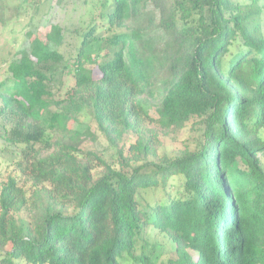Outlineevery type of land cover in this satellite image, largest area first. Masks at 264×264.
<instances>
[{"label":"trees","instance_id":"1","mask_svg":"<svg viewBox=\"0 0 264 264\" xmlns=\"http://www.w3.org/2000/svg\"><path fill=\"white\" fill-rule=\"evenodd\" d=\"M83 6L74 57L53 26L0 83L1 138L35 187L3 188L0 264H158L160 241L167 264H264V0ZM84 116L112 161L82 149ZM153 121L191 123L194 148L158 156Z\"/></svg>","mask_w":264,"mask_h":264},{"label":"rangeland","instance_id":"2","mask_svg":"<svg viewBox=\"0 0 264 264\" xmlns=\"http://www.w3.org/2000/svg\"><path fill=\"white\" fill-rule=\"evenodd\" d=\"M86 12L83 0H0V83L8 78V65L20 57L21 50L29 47L33 38L45 40L46 34L51 32L53 26H61L65 31V40L58 50L67 58L74 57L79 46L75 29L86 18ZM149 116L153 120L158 118L154 109L149 110ZM82 120L90 124L94 133L93 137L85 140L82 149L92 150L106 161H112L115 150L97 131L89 117L84 116ZM149 128H154L157 134L155 142L158 144V156L175 157L182 150L194 148L193 137H195L196 128L194 129L191 123L178 133L165 134L155 121L150 122ZM1 134L0 122V196L3 188L10 180H13L16 187L22 189L27 199L32 202L35 187L30 178L31 175L29 172H24L15 159L12 161L13 154L11 153H19L20 147L7 146ZM134 141L135 139H132L128 143ZM93 164L95 167L93 175L97 177L104 170V166L97 159L93 160ZM19 215L28 216L26 212ZM160 243L156 253L159 255L158 264H167V261L174 257L172 245L161 241ZM120 264L137 263L136 261H121Z\"/></svg>","mask_w":264,"mask_h":264}]
</instances>
